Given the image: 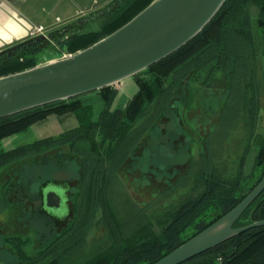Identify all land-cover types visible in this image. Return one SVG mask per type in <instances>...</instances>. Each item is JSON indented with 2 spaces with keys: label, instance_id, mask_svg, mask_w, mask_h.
Masks as SVG:
<instances>
[{
  "label": "trees",
  "instance_id": "1",
  "mask_svg": "<svg viewBox=\"0 0 264 264\" xmlns=\"http://www.w3.org/2000/svg\"><path fill=\"white\" fill-rule=\"evenodd\" d=\"M152 1L113 0L101 11L100 17L107 15L109 20L100 30L80 32L81 27L72 25L63 35L58 36L59 31L53 34L55 46L63 45V52L68 53L85 49L128 23ZM46 43L27 40L0 51V77L40 64ZM262 57L264 0H226L195 38L134 76L139 90L124 108L111 111L118 91L108 86L96 91L105 103L96 121L57 137L37 139L10 150L0 148V173L8 175L1 202L7 209L24 210L28 203L34 204L31 183L21 178L26 165L40 180L41 200L52 178L42 180L39 159L64 150L68 161L78 165L79 178L70 189L67 220L57 225L59 219L41 213L49 232L36 239L38 245L30 252L19 251L17 264H155L235 208L264 177ZM190 66L210 68L209 78L220 70L237 76L232 84L239 90L236 110L238 127L243 129L239 138L242 152L233 166L225 161L223 151L201 152V160L192 158L183 176L189 172L191 181L192 171L198 169L200 173L195 174L189 190L185 177L184 184L183 179L170 183L141 206L129 196L120 176L141 145L144 134L139 138L134 135L136 125L140 122L146 126L144 132L158 128L175 95L189 92L181 72ZM83 109V103L74 97L1 119L0 144L51 115L77 114ZM253 151L254 165L247 174ZM63 186L68 188L66 183ZM261 220L264 192L235 227ZM182 264H264V226L243 232Z\"/></svg>",
  "mask_w": 264,
  "mask_h": 264
},
{
  "label": "rangeland",
  "instance_id": "2",
  "mask_svg": "<svg viewBox=\"0 0 264 264\" xmlns=\"http://www.w3.org/2000/svg\"><path fill=\"white\" fill-rule=\"evenodd\" d=\"M39 1L42 2L40 11L45 10L44 13L42 12L47 18L45 24L55 23L61 19L63 20V24L59 25L61 27L70 22H67L70 15L73 16L81 9L88 8L94 0ZM98 1L102 3L104 0ZM112 1L89 12L90 21L81 20L86 15L75 23L71 22V25L81 27L80 32L100 30L101 26L109 20L107 15L100 17L101 11ZM63 48L61 44L53 46L46 43L40 55L41 63L62 56ZM259 60L260 66L264 69V57ZM189 68L181 72V77H186L189 92L186 90L185 93L175 95L176 99L170 105L168 112L159 120L158 128L154 132L152 129L144 132L146 126L138 122L136 130L134 129V135H137V138L141 134L144 135L140 140L139 150L125 169L121 170L120 176L129 196L141 206L151 201L170 183L187 178L189 172L187 176H183L188 170L191 159L199 162L201 152L223 151L225 161L232 166L242 152L239 138L243 134V129L238 127L237 121L240 120L237 118L236 110L240 101L239 90L235 88L236 84H232V80H236L237 76H228L220 70L209 78L210 68L206 67L202 70L193 66ZM133 96L134 94L131 91L129 93L128 90L121 94L113 103L111 111L124 108ZM75 99L83 103L82 112L71 115H51L46 120L34 124L28 131L2 142L0 148H4L5 145L13 148L37 139L57 137L87 122L96 121L105 108L104 101L96 91L80 95ZM65 153L66 151L62 150L58 154L53 153L37 161L40 167L38 174L41 173L44 176L42 180L47 179L46 177L52 178L47 187H44L43 200L38 192L40 180L35 177L36 175L34 176L35 171L30 173L28 165L24 167L26 171L21 178L25 177L26 181L31 183L33 193L31 200L34 203H28L24 210L3 207L1 202L5 190L3 183L8 179V175L4 171L0 173V264H17L20 260L19 251L30 252L38 245L36 239L49 232L44 221L45 216L41 213L46 212L55 216L61 221L57 222V225H62L67 220L71 210L70 189L78 181L79 172L77 163L68 161ZM251 153L245 170L247 174L251 172L255 161L254 151ZM29 173L33 177H29ZM195 174H200L198 169L191 172V181L189 177L187 178L186 190H189L188 188L193 184ZM184 182L185 180L183 184ZM64 183L68 185V188L63 186ZM52 192L54 193L52 200L55 201L50 202L52 206H48L47 194ZM55 195L61 199L59 203Z\"/></svg>",
  "mask_w": 264,
  "mask_h": 264
},
{
  "label": "water",
  "instance_id": "3",
  "mask_svg": "<svg viewBox=\"0 0 264 264\" xmlns=\"http://www.w3.org/2000/svg\"><path fill=\"white\" fill-rule=\"evenodd\" d=\"M225 2L153 0L128 23L91 46L69 57L54 58L33 68L0 77V120L115 86L134 77L195 38ZM88 18L89 15L81 20ZM71 24L49 32L48 37L39 36L29 40L47 41L54 45L53 34L59 31L60 36L69 32ZM263 192L264 177L235 208L155 264H182L243 232L264 226V220H261L235 227ZM52 197L53 192L47 194L48 206L55 201ZM60 200L58 197L57 203Z\"/></svg>",
  "mask_w": 264,
  "mask_h": 264
},
{
  "label": "crops",
  "instance_id": "4",
  "mask_svg": "<svg viewBox=\"0 0 264 264\" xmlns=\"http://www.w3.org/2000/svg\"><path fill=\"white\" fill-rule=\"evenodd\" d=\"M109 1L110 0H104L100 3L98 0H94L88 8L81 9L73 16L70 15L67 18V22H74L81 17L88 15L89 12L101 8ZM40 3L42 2L39 0H0V51L12 47L20 42L29 40V32L32 26L43 25L48 28L49 32H52L56 30V27L63 24V20L58 19L55 23H49L46 25L45 20H47V18L43 14L45 10L41 9L40 11ZM49 15L50 14L48 12V16ZM114 87L118 91L115 101L121 94L126 93L127 90L129 93L131 91L134 95L139 90L134 77L128 78ZM10 138L12 139V137H9L5 139L3 143ZM3 147L6 150L12 148L9 146L6 147V145Z\"/></svg>",
  "mask_w": 264,
  "mask_h": 264
},
{
  "label": "built area",
  "instance_id": "5",
  "mask_svg": "<svg viewBox=\"0 0 264 264\" xmlns=\"http://www.w3.org/2000/svg\"><path fill=\"white\" fill-rule=\"evenodd\" d=\"M49 30L43 25L32 26L29 32V39L39 37V36H46L48 37ZM68 38V35L65 36V39ZM56 45V44H55ZM72 53L63 52L62 56L60 57H69Z\"/></svg>",
  "mask_w": 264,
  "mask_h": 264
},
{
  "label": "flooded vegetation",
  "instance_id": "6",
  "mask_svg": "<svg viewBox=\"0 0 264 264\" xmlns=\"http://www.w3.org/2000/svg\"><path fill=\"white\" fill-rule=\"evenodd\" d=\"M10 150V149H9Z\"/></svg>",
  "mask_w": 264,
  "mask_h": 264
}]
</instances>
